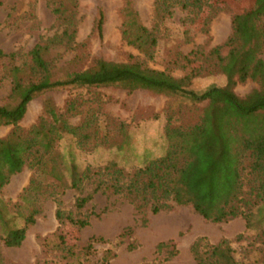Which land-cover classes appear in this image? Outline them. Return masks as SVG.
Returning <instances> with one entry per match:
<instances>
[{"label": "trees", "instance_id": "1", "mask_svg": "<svg viewBox=\"0 0 264 264\" xmlns=\"http://www.w3.org/2000/svg\"><path fill=\"white\" fill-rule=\"evenodd\" d=\"M124 1L122 39L150 61L154 59L158 40L142 23L132 0ZM77 5V0H60L53 12L66 28L63 34L37 44L30 53L29 64L5 67L2 75V80L11 79V90L7 102L0 106V127L12 128L6 137L0 138V242L3 247L14 249L23 245L52 190L82 193L86 182L95 184L93 193L79 195L74 212L59 208L56 217L61 225L73 222L79 230L88 227L90 217L84 210L94 194L108 192L126 196L143 214L147 209L157 215L174 206H183L192 208L213 224L242 218L248 231L264 224V0H256L253 8L232 13L231 36L206 58L210 69L223 75L226 83L210 86L203 92L191 89L200 68L176 78L168 70L153 69L133 57L126 63L94 59L90 67L72 71L57 67L53 52L77 48ZM176 6L203 16L206 23L229 4L225 0H155L157 26L173 15ZM104 23L101 12L95 25L99 35ZM224 49L228 51L226 55ZM0 58L14 59L15 55H6L0 50ZM79 59L76 55L72 63ZM249 81L258 88L240 97L236 87ZM65 88H114L128 93L143 90L154 95L180 96L206 106L195 124L167 126L165 154L133 173H126L116 163L81 171L74 162L70 165L65 162L59 146L69 136L74 145L84 149L89 137L81 136L82 127L72 125L65 114L47 105L37 124L28 130L21 126L28 105L36 97ZM25 169L33 172L29 185L18 201L10 205L2 198V192ZM57 238V248L66 253L68 264H82L85 256L93 253L94 243L103 241L93 237L86 253H76L62 233ZM171 247L172 242L161 243L158 250ZM191 250L196 264H242L226 239L214 245L206 238H199ZM109 261L105 257L103 264Z\"/></svg>", "mask_w": 264, "mask_h": 264}, {"label": "rangeland", "instance_id": "2", "mask_svg": "<svg viewBox=\"0 0 264 264\" xmlns=\"http://www.w3.org/2000/svg\"><path fill=\"white\" fill-rule=\"evenodd\" d=\"M59 1L0 0V50L15 55L14 59L0 58V106L7 102L11 90V79L2 80L5 67L29 64L30 53L37 44L61 36L66 29L53 12ZM77 1V48L53 52L57 67L72 71L90 67L94 59L126 63L133 57L153 69L168 70L176 78L200 68V75L191 87L197 92L226 83L223 75L210 69L206 58L231 36L232 13L253 8L256 3V0H225L229 7L215 13L206 23L203 16L176 6L173 15L157 26L155 0H132L142 23L158 40L154 59L149 61L122 39L124 0ZM101 12L105 23L99 35L95 25ZM227 53L224 49L223 54ZM76 55L80 59L73 64ZM256 88L258 85L249 81L239 84L235 91L245 97ZM47 105L65 114L72 125L82 127L81 136L89 137L84 149L74 145L69 136L60 143L59 150L67 164L74 162L84 171L87 167L100 169L116 163L126 173H133L165 154L167 126L195 124L206 103L196 104L180 96L154 95L143 90L128 93L114 88H65L36 97L28 105L22 128L28 130L37 124ZM11 129L0 127V138L6 137ZM32 175V171L25 169L14 176L2 198L10 205L16 203ZM94 188L93 182H86L82 193L52 190L23 245L7 249L0 242V264H68L66 253L57 248L60 233L75 247L76 253H86L93 237L103 239L94 243L93 253L85 256L82 264H103L105 257L110 258L107 264H196L191 248L199 238L214 245L226 239L242 264H264V224L253 231L246 230L242 218L213 224L190 207L174 206L157 215L147 209L143 214L124 195L97 193L84 210L90 217L88 227L79 230L73 222L61 225L56 217L58 209L74 212L77 197L91 195ZM168 242H172L171 248L158 250L159 244Z\"/></svg>", "mask_w": 264, "mask_h": 264}]
</instances>
